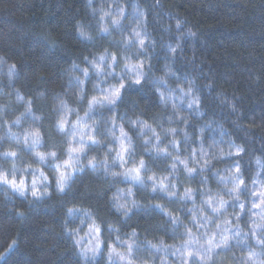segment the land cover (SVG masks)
Wrapping results in <instances>:
<instances>
[{"label": "clouds", "instance_id": "9594fccd", "mask_svg": "<svg viewBox=\"0 0 264 264\" xmlns=\"http://www.w3.org/2000/svg\"><path fill=\"white\" fill-rule=\"evenodd\" d=\"M178 2L83 0L40 63L0 47V211L59 206L66 264H264V119Z\"/></svg>", "mask_w": 264, "mask_h": 264}, {"label": "trees", "instance_id": "16d2710c", "mask_svg": "<svg viewBox=\"0 0 264 264\" xmlns=\"http://www.w3.org/2000/svg\"><path fill=\"white\" fill-rule=\"evenodd\" d=\"M82 3L0 0V47L13 55L23 50L32 63L42 62L39 33L44 27L55 30L65 23L72 24L82 14V7L78 10ZM176 7L201 28L205 43L200 52L208 62L204 66L210 63L215 69L218 83L234 77L233 83L242 93L244 119H264V0H179ZM158 56L163 59V50ZM249 69L260 73L258 84L246 79ZM178 70L183 71L179 64ZM150 88L135 86L131 91L140 93L143 100L150 97ZM58 211L59 206L42 208L23 222L12 213L0 211V253L4 254L0 264H66L67 257L58 255V249L51 246L50 234L44 233L47 222Z\"/></svg>", "mask_w": 264, "mask_h": 264}]
</instances>
